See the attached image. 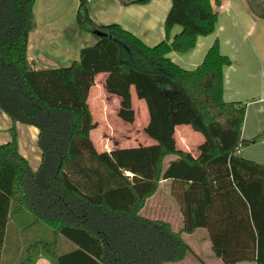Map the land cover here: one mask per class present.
I'll return each instance as SVG.
<instances>
[{
  "label": "trees",
  "instance_id": "obj_1",
  "mask_svg": "<svg viewBox=\"0 0 264 264\" xmlns=\"http://www.w3.org/2000/svg\"><path fill=\"white\" fill-rule=\"evenodd\" d=\"M88 1L78 0L76 24L98 43L68 67L36 70L27 59L35 0H0V111L12 124L0 145V260L9 222L27 213L52 238L29 245L19 264L40 257L51 264H178L196 256L182 236L198 229L221 264H264V165L238 156L260 136L243 140L245 105L223 100V69L231 62L217 40L192 71L168 58L191 53L199 37L214 33L210 0H170L165 39L154 47L118 25L97 26ZM175 27L180 32L171 37ZM101 74L129 111H120L124 120H133L130 86L145 100V132L156 144L96 151L88 97ZM16 124L38 131L36 171L19 154ZM177 126L203 137L198 156L176 148ZM162 181L172 183L177 230L141 215ZM61 237L74 247L58 255Z\"/></svg>",
  "mask_w": 264,
  "mask_h": 264
},
{
  "label": "crops",
  "instance_id": "obj_2",
  "mask_svg": "<svg viewBox=\"0 0 264 264\" xmlns=\"http://www.w3.org/2000/svg\"><path fill=\"white\" fill-rule=\"evenodd\" d=\"M137 1L89 0V17L97 26L118 25L146 46L154 47L165 39L164 21L171 8V1L150 0L146 4H136ZM210 2L217 13L214 33L207 37H199L191 53L186 55L170 53L168 58L180 68L192 71L200 65L214 41H218L221 55L231 62L230 66L223 69V100L226 103L245 105L241 129L243 140L249 141L260 136L258 142L241 147L238 156L264 165V0H210ZM77 8L78 0H35L34 29L29 34L27 45V59L34 69L68 67L78 60L81 49L93 47L88 39L93 35L81 31L76 24ZM179 32L180 28L175 27L171 37ZM94 42L98 43V40ZM106 79V74L95 78V86L91 89L88 99L91 94L102 97L105 93ZM139 104L136 98V107ZM11 125L10 119L0 111V145L10 140ZM15 128L19 154L27 161L31 170L36 171L41 162V152L37 146L38 131L21 124H16ZM189 132L187 126L175 127L176 148L196 157L197 149L203 140L193 146V143L189 142L188 137L192 136ZM191 145L195 155L188 151ZM171 184L170 181H162L159 189ZM172 216L173 214L167 212L161 216L160 213L152 216L149 214L145 218L160 220L159 217H162L160 221L170 224L179 218L181 224L179 212L174 214L173 218ZM177 229L178 227L175 230ZM195 255L199 258L196 253ZM217 260L218 262L213 260L211 264L221 262L218 258ZM197 261L207 264L200 258ZM19 262L14 261V264ZM35 264L51 263L40 257Z\"/></svg>",
  "mask_w": 264,
  "mask_h": 264
},
{
  "label": "rangeland",
  "instance_id": "obj_3",
  "mask_svg": "<svg viewBox=\"0 0 264 264\" xmlns=\"http://www.w3.org/2000/svg\"><path fill=\"white\" fill-rule=\"evenodd\" d=\"M91 46H95L97 38L89 36ZM88 44V43H87ZM105 93L101 96L92 95L88 99V105L93 122L97 127L90 134L91 141L97 152L112 151L113 149L121 147H142L156 144V142L149 138L145 130L150 121V114L147 110L145 100L139 99L136 96V92L133 86H130V112L133 114V120H124L120 116V111L124 113L129 112L121 104V98L115 94L108 92L104 88ZM133 90V91H132ZM134 97H132L131 96ZM139 100V105L136 107L135 99ZM133 99V100H132ZM133 104V105H132ZM145 104V106H143ZM146 109V110H145ZM128 114V113H127ZM189 133L192 136L188 137L189 142L200 144L203 140L199 133L191 130L189 126ZM175 132V130H174ZM146 141L148 143H146ZM193 146L188 147V151H193ZM172 160L168 159L167 163ZM171 186L167 185L159 189V191L150 198L145 204L144 209L141 212L143 217H148L149 214H161L169 212L171 215L178 213V206L176 201L170 196ZM172 216V218H173ZM162 220V217H159ZM172 227L176 229L180 227L179 218L173 220ZM52 238L51 231L43 224H33L32 218L27 213H21L16 216L7 226V232L5 237V243L1 256L0 264H14L25 259L26 248L36 242H49ZM183 240L189 245L191 251L199 256L205 263L211 264V262L217 261L216 256L211 251L208 234L203 229H198L196 232L190 235H183ZM73 245L64 238H59L57 245V254H65L73 249ZM196 257V256H195ZM188 256L181 264H201L195 258ZM221 264V262L217 263ZM246 264V263H243Z\"/></svg>",
  "mask_w": 264,
  "mask_h": 264
},
{
  "label": "water",
  "instance_id": "obj_4",
  "mask_svg": "<svg viewBox=\"0 0 264 264\" xmlns=\"http://www.w3.org/2000/svg\"><path fill=\"white\" fill-rule=\"evenodd\" d=\"M94 35L98 36V37H102L103 35L99 32H94Z\"/></svg>",
  "mask_w": 264,
  "mask_h": 264
}]
</instances>
